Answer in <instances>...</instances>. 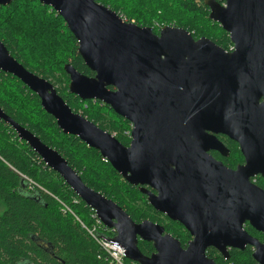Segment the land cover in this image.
<instances>
[{
    "label": "water",
    "instance_id": "95a60500",
    "mask_svg": "<svg viewBox=\"0 0 264 264\" xmlns=\"http://www.w3.org/2000/svg\"><path fill=\"white\" fill-rule=\"evenodd\" d=\"M13 1L0 0V6ZM40 2L64 18L84 63L95 73L87 75L66 63L69 91L82 100H100L130 121V143L123 144L75 111L51 80L29 70L1 39L0 70L38 94L65 134L98 149L128 183L141 186L150 204L180 221L193 237L184 247L161 224L135 221L1 106L0 120L115 230L113 239L129 259L140 264H219L208 255L209 247L227 257L230 248L251 245L257 263L264 264V241L245 229L249 222L264 234V189L250 181L264 174V0H204L210 19L229 33L233 50L175 25L156 32L97 0ZM209 131L239 140L248 164L236 171L220 166L207 153L213 139ZM141 239L154 245L152 254L142 252Z\"/></svg>",
    "mask_w": 264,
    "mask_h": 264
},
{
    "label": "trees",
    "instance_id": "16d2710c",
    "mask_svg": "<svg viewBox=\"0 0 264 264\" xmlns=\"http://www.w3.org/2000/svg\"><path fill=\"white\" fill-rule=\"evenodd\" d=\"M97 1L129 21L153 26L156 32L157 23L175 25L188 29L195 38L210 37L227 50L233 46L229 33L210 19L204 0ZM0 39L29 70L51 80L75 111L111 134L117 132L115 137L123 144L130 143L131 137L125 132L132 128L130 121L100 100H82L69 91L66 63L71 62L87 75L95 73L84 63L78 52L77 38L55 9L40 0H14L0 6ZM0 79V106L8 115L57 149L87 185L112 198L135 221L155 220L147 197L128 183L98 149L77 136L65 134L54 116L42 107L38 94L16 76L1 70ZM58 198L70 204L87 224L92 222L94 209L19 138L10 124L0 120V264H109L99 257L101 250L93 237L72 214L62 211ZM138 200L142 208L136 206ZM248 229L264 237L251 225ZM178 238L187 246L186 237ZM139 246L146 255L153 250L143 241ZM253 252L252 247L233 248L229 261L223 262L219 256V262L258 264ZM211 253L209 250L208 255Z\"/></svg>",
    "mask_w": 264,
    "mask_h": 264
},
{
    "label": "flooded vegetation",
    "instance_id": "af4514ba",
    "mask_svg": "<svg viewBox=\"0 0 264 264\" xmlns=\"http://www.w3.org/2000/svg\"><path fill=\"white\" fill-rule=\"evenodd\" d=\"M209 133L213 135V139H212L211 145L209 146V148L207 150V153L209 155H211L212 158L216 162H218L220 164V166L225 167V168H227L228 170H231V171H236L240 167L245 166V165L248 164L246 153L244 152L243 146H242V144H241V142L239 140H237L236 138L230 136L229 134L223 133V132L209 131ZM125 145H128V144H125ZM250 181L255 183V184H257L258 186H260L261 188L264 189V174L258 173L255 176H252L250 178ZM133 186L137 187L140 190V187H141L140 185H133ZM145 187H147L148 189L152 190L153 192H156V190L151 188V187H148V186H145ZM150 205H152V204H150ZM152 207L154 209V214H155L156 217H155V220H152V219H150V220H152V221H154L156 223H159L162 226H164L166 232H169V233H171L173 235L174 234L173 231H174V232L177 233V235L180 238H185L186 237L187 241H189L193 237L191 235V233L189 232V230L180 221L173 220L167 214H165V213H163L161 211H158L153 205H152ZM178 224H180V225H178ZM248 225H250L249 222H247L245 224V229H247V231L250 233V231L248 229ZM186 233L188 235H186ZM250 234L255 236V237H257L259 240L264 241V237L262 235H255L253 233H250ZM178 236L177 237L175 236V237L178 238ZM141 241L149 243V246L153 247V250L151 251L150 254H152L155 251V247H154V245L151 242H147V241H144V240L141 239L139 241V245H140ZM40 245L42 247H46V245L43 246L41 243H40ZM184 247H186V246H184ZM247 247H252V246L248 245ZM209 250L212 252L211 253V257H213L219 264H225V263H220L219 262V259H220L219 256L222 257L221 260L223 262L224 261H229V259L231 258V251L233 250V248H230V250H229L230 254L227 257L223 254V252H221L220 250L216 249L215 247H209L208 251ZM18 264H28V263L27 262H20Z\"/></svg>",
    "mask_w": 264,
    "mask_h": 264
},
{
    "label": "built area",
    "instance_id": "2783aa9c",
    "mask_svg": "<svg viewBox=\"0 0 264 264\" xmlns=\"http://www.w3.org/2000/svg\"><path fill=\"white\" fill-rule=\"evenodd\" d=\"M234 45L230 47L228 50H233ZM133 126V125H132ZM129 137H131L132 128L130 131H125ZM117 132H114V136ZM61 202V209L64 212H69L72 214L75 219L80 223L81 227H83L89 235L93 237L97 245L99 246L101 253L100 256L105 261L109 262V264H140L135 260H131L127 257L125 248L113 237L115 236V230L107 227L103 221L99 218L98 214L95 212L91 213L92 222L87 224L85 221L81 219V217L73 210L70 204H67L61 199L58 198ZM74 202H78L77 199H74ZM113 232L114 234H108Z\"/></svg>",
    "mask_w": 264,
    "mask_h": 264
},
{
    "label": "rangeland",
    "instance_id": "374dc122",
    "mask_svg": "<svg viewBox=\"0 0 264 264\" xmlns=\"http://www.w3.org/2000/svg\"><path fill=\"white\" fill-rule=\"evenodd\" d=\"M157 26H159V29L161 28V27H163L164 25H160L159 23H157L156 24ZM153 27V26H152ZM133 127V126H132ZM136 206H138V207H140V208H142V205H141V200H138V202H137V205ZM76 211V210H75ZM88 223V222H87Z\"/></svg>",
    "mask_w": 264,
    "mask_h": 264
}]
</instances>
